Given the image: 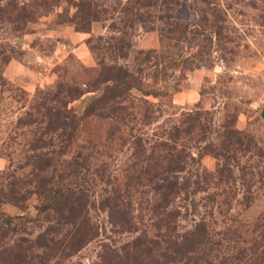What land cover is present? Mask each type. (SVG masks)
<instances>
[{"label":"rangeland","instance_id":"1","mask_svg":"<svg viewBox=\"0 0 264 264\" xmlns=\"http://www.w3.org/2000/svg\"><path fill=\"white\" fill-rule=\"evenodd\" d=\"M8 2L32 19L9 21ZM131 4L0 0V45L11 56L0 63V249L26 238L21 244L32 246L27 254L38 264L36 236L55 222L40 213L44 176L53 190L85 187L98 229L46 264H106L135 235H153L156 167L166 153L159 143L177 127L176 174L186 190L170 204L179 211L176 231L205 220L211 242L199 264H264V0H173L169 9L148 7L145 26ZM114 64L132 71L138 86L116 99L126 117L87 113L111 84L102 73ZM44 153L53 159L39 170ZM9 190L21 200L7 198ZM112 194L131 203L133 231L113 226L100 208ZM7 217L17 228L5 227Z\"/></svg>","mask_w":264,"mask_h":264},{"label":"trees","instance_id":"2","mask_svg":"<svg viewBox=\"0 0 264 264\" xmlns=\"http://www.w3.org/2000/svg\"><path fill=\"white\" fill-rule=\"evenodd\" d=\"M169 2L173 3V0H131L130 10H135V17L145 26L144 15L148 16V7H161L163 5L169 9L171 8L168 7ZM7 5H11L8 9L9 21H14L16 24L20 23L23 26L26 21L32 19L30 18L32 12L24 6H17L12 2H8ZM91 12H88V15ZM84 15H86L85 12ZM177 24L175 22L174 27ZM149 52L151 51L147 50V53ZM9 59H11L10 54L0 45V63H6ZM156 62L158 64V61ZM175 62L176 59H173L172 64ZM115 66L117 67L115 70L106 68L105 72L102 73L103 82L111 80V84L106 85L101 96L87 105V113H96L100 117H108L110 114L117 113L123 118L126 117L127 107L118 104L116 99L121 96L126 97L131 90L138 88V86L136 87V78L132 71L116 64L110 67ZM158 72L165 74L164 68ZM147 94L158 95L156 91H148ZM174 129L173 134L170 135L171 141L159 143L162 149H166V153L162 155V159L156 167L160 170L159 178L162 183L156 186L159 190L158 197L152 204V209L156 214H159L154 222L155 233L149 235L146 231H142L135 235L131 240L121 244L118 249H113L115 252L112 253L111 259H108L106 264H199L201 260H206L205 250L211 242V237L207 232L205 220L200 219L195 222L191 229L178 233L175 219L178 217L179 211L170 208L173 198L179 195L182 190H186L185 183L180 182L176 174L182 170L183 147L177 145L179 129L177 127ZM188 129L190 130L191 126ZM59 153L62 155L60 151ZM75 158L73 159L74 164L76 163ZM52 159L53 157H49L45 153L38 154L36 157L39 164L37 168L42 170L45 168L44 166L51 164ZM74 164L71 163L69 166L72 167L71 172L77 169V165ZM49 181L50 179L45 176L38 179L40 183L38 184V191L43 194L42 198L44 199L40 203V213L44 212L47 216L51 214L55 222L36 236V248L41 249V253L37 254L38 264H46L56 254L63 259L67 258L93 238L98 230L96 225L90 222L88 215L87 189L76 185L66 187L57 185V188L53 190L47 184ZM11 192L9 190L7 198L9 197L10 200L19 199ZM118 197L119 195L116 194H112V197H103L100 200V208L107 212L109 221L113 226H118L125 231H133L135 227L132 222L131 203L129 201L123 202L117 199ZM11 222V217H7L5 227L17 228L16 225L10 227ZM51 226H53V231L50 229ZM163 226L164 230H161ZM50 233L59 234V237H48ZM21 241H27V239L22 238ZM21 241L14 246L0 249V264H34V261L30 259V254H27L32 246L23 247ZM260 256V260H264V251ZM159 257L163 260L158 261Z\"/></svg>","mask_w":264,"mask_h":264}]
</instances>
